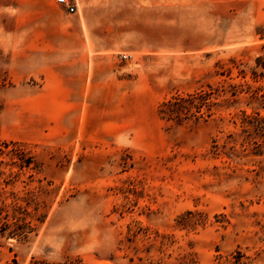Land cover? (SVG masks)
I'll return each mask as SVG.
<instances>
[{
    "label": "rangeland",
    "instance_id": "374dc122",
    "mask_svg": "<svg viewBox=\"0 0 264 264\" xmlns=\"http://www.w3.org/2000/svg\"><path fill=\"white\" fill-rule=\"evenodd\" d=\"M70 2L0 0V264H264V0Z\"/></svg>",
    "mask_w": 264,
    "mask_h": 264
},
{
    "label": "trees",
    "instance_id": "16d2710c",
    "mask_svg": "<svg viewBox=\"0 0 264 264\" xmlns=\"http://www.w3.org/2000/svg\"><path fill=\"white\" fill-rule=\"evenodd\" d=\"M210 94H201L197 93L195 95H190L188 98H174L167 102L164 106L163 111L166 109L169 110L172 114H177L178 112H183L186 110L187 112H191L193 109L196 110V113H201L202 108L207 106V100H209ZM188 107H184V104ZM11 264H18L16 260H13ZM31 264H60V263H51L46 261H33Z\"/></svg>",
    "mask_w": 264,
    "mask_h": 264
},
{
    "label": "crops",
    "instance_id": "0c3cea01",
    "mask_svg": "<svg viewBox=\"0 0 264 264\" xmlns=\"http://www.w3.org/2000/svg\"><path fill=\"white\" fill-rule=\"evenodd\" d=\"M99 57H96V56H92L90 57V59L87 61V64L85 63L86 61L84 59H82V62H84V65L80 66V67H85V68H88V70H91V75L93 77H99L101 75V73L103 72V70L101 69V64H100V60L98 59ZM88 62L90 63L88 65ZM78 65L76 67L77 68H80Z\"/></svg>",
    "mask_w": 264,
    "mask_h": 264
},
{
    "label": "built area",
    "instance_id": "2783aa9c",
    "mask_svg": "<svg viewBox=\"0 0 264 264\" xmlns=\"http://www.w3.org/2000/svg\"><path fill=\"white\" fill-rule=\"evenodd\" d=\"M57 2L70 13H75L76 7L70 2V0H57Z\"/></svg>",
    "mask_w": 264,
    "mask_h": 264
}]
</instances>
